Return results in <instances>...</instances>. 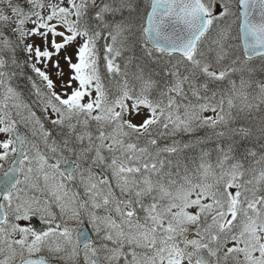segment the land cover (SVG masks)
I'll return each instance as SVG.
<instances>
[{
	"label": "snow or ice",
	"instance_id": "obj_1",
	"mask_svg": "<svg viewBox=\"0 0 264 264\" xmlns=\"http://www.w3.org/2000/svg\"><path fill=\"white\" fill-rule=\"evenodd\" d=\"M0 264H264V0H0Z\"/></svg>",
	"mask_w": 264,
	"mask_h": 264
}]
</instances>
